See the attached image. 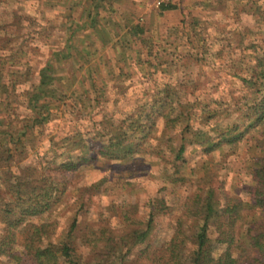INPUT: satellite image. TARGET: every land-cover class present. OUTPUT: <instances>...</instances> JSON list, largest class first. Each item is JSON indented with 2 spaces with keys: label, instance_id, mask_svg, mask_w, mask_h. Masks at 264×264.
<instances>
[{
  "label": "trees",
  "instance_id": "obj_1",
  "mask_svg": "<svg viewBox=\"0 0 264 264\" xmlns=\"http://www.w3.org/2000/svg\"><path fill=\"white\" fill-rule=\"evenodd\" d=\"M114 1L77 0L71 9L78 8L79 13L66 27L67 40L80 36L85 42L93 35L102 46L110 43L114 47L129 34L136 36L146 50L143 58L136 53L135 64L150 83L144 92L147 99L136 107L137 111L123 112L120 119L107 120L94 132L74 127L64 134L50 135L47 149L52 155L47 163L61 171L76 172L81 164L103 159L135 173V154L153 155L164 172V188L167 183L173 186L185 182L188 172H194L187 171L185 166L188 148L205 158L216 151L222 155L233 154L234 146L243 142L249 131L260 125L264 127V46L246 37L245 30L232 29L213 35L204 20L191 18L185 26L168 28L157 40L143 36L145 30L139 24L127 22L121 37L117 23L102 15L112 10ZM251 3L248 10L256 13L254 1ZM233 45L239 47V51L231 55L230 65H224L221 60L217 65L209 62L210 58L223 57V50ZM86 48L83 46L79 51L67 41L63 49L52 51V57L38 69L37 83L26 93L25 106L30 111L24 119L26 122L21 121L23 118L9 99L14 82L6 83L0 68V180L3 186L0 191V257L8 256L18 262L26 257L28 264H124L128 258L132 260L130 264H264V140L254 141L248 147L249 182L244 187L245 199L236 192L224 191L220 183L215 184V173L207 168L210 157L204 160L203 174L192 183L174 217L170 238L158 247L151 248L146 241L154 229L155 217L168 208L160 195L150 197L145 216L137 217L132 223L126 214L120 213L116 214L112 227L102 224V219L98 218L96 227L80 237L81 245L88 249L86 258L74 259L72 251L75 249L68 243L79 225L77 212L68 231L56 240L51 237L48 223L27 222L31 217L49 213L52 206L60 202L64 190L60 189L62 182L46 172L51 165L38 171L29 166L18 173L10 171L12 150L25 143L30 130L41 128L58 117L57 111H52L59 96L54 85L59 77L53 60L70 57L71 49H76L73 61L77 62L78 58L85 59L89 55ZM122 54L124 57L120 60L127 62L125 50ZM169 54L174 55L171 61L178 64L179 78L173 80L168 76L172 73L168 68L171 65ZM194 66L202 69L201 76L195 79ZM219 68H224V76L231 78L229 81L210 76ZM18 72L13 70V73ZM89 87L102 89L94 84ZM88 89L81 93L83 96L76 97L87 98ZM157 119L162 121L159 132ZM262 134L264 136V132ZM23 175L28 179L20 178ZM246 211H254L249 220ZM121 219L124 220L118 223ZM19 231L24 232L22 250L15 251ZM240 241L243 247L238 245ZM236 247L245 254L243 259L234 255Z\"/></svg>",
  "mask_w": 264,
  "mask_h": 264
},
{
  "label": "rangeland",
  "instance_id": "obj_2",
  "mask_svg": "<svg viewBox=\"0 0 264 264\" xmlns=\"http://www.w3.org/2000/svg\"><path fill=\"white\" fill-rule=\"evenodd\" d=\"M76 1L0 0V68L3 69V80L8 84L14 82V90L11 91L12 88H9L12 93L9 99L16 113L23 118L21 121L26 122L24 119L30 115L29 109L25 106L26 93L32 89L34 83H37L38 69L52 57V51L63 49L67 41L69 44L73 43L79 51L83 46H86V50L89 51L85 59L78 58L77 62L73 61L76 49H71L70 57L63 58L61 61L53 60L56 75L59 77L54 82L57 87L56 95H61V98L58 96L57 106L53 107L52 111H57L58 117L41 128L30 130L25 143L22 146L17 145V150H12L13 159L10 160L8 167L10 171L18 173L28 166L38 171L51 165L46 172L51 178L62 182L60 189L64 190L60 202L52 206L49 213L31 217L27 222L48 223L51 237L56 240L59 235H65L74 213L77 212L79 225L73 231L72 239L68 243L75 249L72 251L74 259L86 258L89 254L88 249L81 245L80 237L89 229L96 227L95 221L98 218L102 219V224L112 227L117 220L116 214L120 213L126 214L132 223L137 221V217L145 216L149 198L160 195L168 208L165 213L155 217L154 229L146 241L151 248L158 247L170 238L179 206L192 187V183H196L197 177L203 174L202 163L208 157L210 158L207 168L215 173V184L220 183L224 191L236 192V195L245 199L247 196L244 187L249 182L247 151L254 141L264 140L263 125L249 131L246 139L234 146L233 154L222 155L216 151L205 158L188 148L185 153V166L188 168L187 171L192 169L194 172H188V179L185 182L173 186L167 183L164 188L162 187L166 185L162 177L164 172L153 155L135 154L133 157L137 160L135 173H132L130 168L119 169L113 165L114 162L108 163L103 159L81 164L76 172L61 171L53 164L47 163L52 155L47 149L50 135L64 134L74 127H80L85 132H94L107 120L120 119L123 112L137 111L136 107L147 99L144 92L150 87L148 78L135 64L137 52L142 58L146 54L145 48L141 47L136 36L129 34L124 39L128 41L127 44L123 41L114 47L110 43L102 46L93 35L87 37L85 42L80 36L67 40L66 27L78 17L79 13L78 8L71 9ZM251 1H254L256 13L248 10L252 4ZM239 2L235 0H173L166 6L155 7L152 0H116L112 10L103 12L102 15L117 23L121 37L126 30L127 22L131 25L139 24L145 30L143 36L157 40L165 35L168 28L185 26L191 18H198L205 21L206 27L213 35L227 33L232 29L245 30L246 37L256 40L263 47L264 0ZM123 50L127 54L125 56L127 62L120 60V57H124ZM236 51H239V47L235 45L225 48L223 57L217 60L210 58L209 62L217 65L218 60H221L224 65H230L231 57L237 54ZM172 57L174 55L169 54L168 60L171 65L168 68L172 73L168 76L171 80L179 78L176 73L178 64L171 61ZM234 57L236 59V56ZM13 70L19 72L13 73ZM225 72L224 68H219L210 76H217L222 82L229 81L231 78L225 77ZM201 74L202 69L194 66L193 78H198ZM161 76L162 74L158 75L160 78ZM89 84L102 89L101 91L90 89ZM87 89L85 95L87 98L79 100L76 95ZM71 93L75 95L70 97ZM161 127L162 121L157 119L158 132ZM20 178L28 179V176L23 175ZM0 191H3L1 180ZM246 214L249 220L254 211H246ZM122 220L124 219L118 223ZM1 229L0 223V233ZM23 238L24 232L19 231L14 244L15 251L22 250ZM238 245L243 247V241H240ZM234 255L238 259L245 257L239 247L234 248ZM26 260V257H23L18 262L15 258L1 256L0 264H28ZM130 261L132 260L128 258L124 264H130Z\"/></svg>",
  "mask_w": 264,
  "mask_h": 264
},
{
  "label": "built area",
  "instance_id": "obj_3",
  "mask_svg": "<svg viewBox=\"0 0 264 264\" xmlns=\"http://www.w3.org/2000/svg\"><path fill=\"white\" fill-rule=\"evenodd\" d=\"M173 0H152V4L155 7H163L171 3Z\"/></svg>",
  "mask_w": 264,
  "mask_h": 264
}]
</instances>
